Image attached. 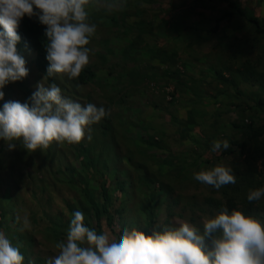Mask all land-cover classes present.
Here are the masks:
<instances>
[{
    "label": "trees",
    "instance_id": "obj_1",
    "mask_svg": "<svg viewBox=\"0 0 264 264\" xmlns=\"http://www.w3.org/2000/svg\"><path fill=\"white\" fill-rule=\"evenodd\" d=\"M105 1L106 6L100 12L94 10V7L91 8L89 15L93 22L95 19L99 21L100 18H105L104 22L106 23L107 17L104 14L109 11L108 7L113 5L121 7L119 1ZM122 1L128 2L127 4L131 2L129 0ZM139 1L141 4L152 7L151 15L142 21L149 18V21L155 26L163 25V30L169 29V22L172 19L176 21L178 33L171 43L166 41L164 46V50L167 52L170 48L175 47L171 53L173 58L165 63L169 65L170 62L173 66L178 63L183 68V71L177 68L173 74L166 71L164 79L168 86L173 85L170 79H176L173 86L174 97H171V102H167L160 95L159 101L154 102L153 107L166 108L178 100L181 101L183 96L187 97L184 100L187 104L184 105L183 112L180 114L183 119L178 120L181 117L171 112L169 130L165 126L159 127L157 124L149 126L142 113L135 115L136 123L132 124L134 130L139 134L137 141L145 143L151 154L148 159L139 156L138 160L133 162L134 153H130L128 168L146 161L144 178L159 177L156 178L161 181L156 192L158 194L150 193V197L145 183H139V187L136 186L141 176H135L133 183L138 194L134 204L137 205L136 210L133 209L134 214L130 215V212H120L117 209L110 212V215L113 216L112 219L106 225L101 226L99 223L101 233L115 216L119 218L122 225L130 222L139 213L146 214L152 219V209L155 208L153 206H157V210L164 206L165 217L179 218L200 229H202V221L205 217L219 214L223 207H227L229 213L234 209L241 210L246 215H251L264 223V197L255 202L247 200L249 190L264 187V0ZM125 3L124 5L127 7ZM136 10L137 14H142L141 10L138 8ZM104 22H102L103 25L108 29L109 26ZM45 28L46 26L34 17L25 16L22 19L21 30L27 37L31 48L36 51L35 66L44 77L48 68L44 47ZM156 41L165 42L161 38H156ZM104 46L107 52H111L112 55L115 53L112 48L115 45L113 43L111 45L109 40L104 41ZM184 58H190L192 72H195L190 82L188 81L189 74L180 62ZM128 59H131V53H125L120 58L123 61ZM136 77H139L138 80L141 79L138 72L131 75V78ZM142 77L145 78V76ZM47 80L52 82L55 79L49 77ZM94 81H96V73L91 68H87L81 72L78 79L67 82L71 86L73 84L74 90H78L77 88L87 87ZM180 86L183 90L175 89ZM105 93L108 94L107 91ZM93 95L92 93L79 92L74 94L73 100L79 103L85 102V104L92 103L98 108L103 106L110 114L98 124L91 126L90 135H93L95 131H101V137L104 140H115L121 127L113 128L112 125L113 119L119 118V113L113 112L118 106V102L111 100L108 103L102 99L105 97L102 95H98V98L96 97L93 101ZM85 137L86 142L90 144L91 140H87V136ZM169 137L176 138L180 143L187 145V149L177 155L182 162L175 165L176 177L174 179L169 176L170 171L173 170L170 169V166L173 165V158L169 160L165 154L163 156L156 155L158 150L161 151V154L167 153ZM216 140H228L230 147L222 149L217 156L213 157L212 145ZM122 143L125 147L130 144L132 146V143L126 140ZM88 148L90 146L86 147L85 144L83 146L80 144L75 148L74 153L80 160L82 169L81 175H79L82 178L80 180L70 178L66 173H64V178L61 175V169L51 162L49 154L39 149L35 151L36 155L29 157L22 152H17L13 156L6 155L9 162L3 164L0 172L8 171L18 165L21 170H19L18 178V173H15V176L19 180L18 182L24 185L28 196L24 201V206L30 222L29 228L21 231V224L17 223V217L11 221L13 227H8V233L12 237L9 241L14 247L19 248L20 252L24 246L15 244L20 242V239L19 237L15 239L13 235L15 236L17 228L20 229V236L22 233L25 235L33 230L38 231L44 228L43 224L48 217L41 215L38 208L44 207V211L48 210V203L51 200L49 194L57 192L61 197L64 193L68 196L82 193L86 200L84 215L88 214L93 217L102 211V205L99 203L100 198H103L104 194L112 195L115 184H112L111 180L106 177L97 176V163L89 155ZM132 149L133 146L126 151L129 152ZM103 153L101 165L105 167L106 163H110V158L106 157L105 150ZM139 161L141 162L139 163ZM151 163L158 166L168 164V166L164 172H161L158 167L153 171L148 169ZM217 165L231 167L236 177V183L225 185L219 190L204 184L207 189L205 196L203 198L189 197L186 200L187 208L179 210L180 187L183 188L184 185L189 186L190 184L197 187L201 184L195 179L189 178L190 174L193 175L201 170H210ZM24 167L29 168L30 172H27ZM24 175L32 177V182H26ZM49 186L54 189L49 191ZM110 187L113 188L112 191ZM39 189L41 195L37 193ZM153 196L156 197L155 201ZM36 197L40 200L35 201ZM116 199L118 201L119 197ZM186 213L188 214L185 215ZM5 215V212H0V216ZM19 216L22 217L23 213H20ZM151 219L148 220L149 224L157 227V221ZM133 222L140 225L144 223L143 220H134ZM177 226L174 224L171 228ZM110 229L112 230V228ZM142 231L148 232L146 229ZM52 243L54 245L53 241ZM48 244L47 239L43 240L41 248H46ZM37 252H31L30 264H34V257L39 260Z\"/></svg>",
    "mask_w": 264,
    "mask_h": 264
},
{
    "label": "clouds",
    "instance_id": "obj_2",
    "mask_svg": "<svg viewBox=\"0 0 264 264\" xmlns=\"http://www.w3.org/2000/svg\"><path fill=\"white\" fill-rule=\"evenodd\" d=\"M93 2L94 0H0V168L9 162L6 155L13 156L22 152L29 157L36 155L35 151L39 149L49 154L52 163L55 157L61 158L64 170L67 168L74 175L82 171L80 163L72 168L67 167L69 160L78 158L73 156L67 144L82 142L86 132L87 139L91 140V126L98 124L110 113L103 106L98 108L92 103L73 100L74 94L80 92L94 94V101L95 89L90 88L92 82L87 87L74 90L73 84L71 86L67 81L78 79L82 71L91 68L96 73L94 85L98 82L111 83L109 79L98 80L100 69L94 63H89V56L92 54L99 58L102 65L107 63L109 57L100 56L99 49L106 51L104 41L109 40L110 35H120V28L116 25L108 29L103 25L105 18H100L103 21L95 19L96 23L93 22L89 15L91 8L97 6ZM101 3L98 7L104 8L106 1ZM124 3L119 0L121 6H125ZM127 3V7L133 5V2ZM134 5L133 11L128 12L135 13L138 8L142 14L137 15L147 18L144 16L145 7L142 6H151L141 2H134ZM117 6L119 7L113 5L108 9L112 10ZM25 16L34 17L46 26L44 47L48 68L45 77L36 69V51L31 48L21 30ZM97 26L100 28V36L95 35ZM109 42L115 45L112 46L115 53H120L112 55L108 52L109 56L120 60L123 54L131 53L130 44L121 40ZM120 63L132 64L131 59L120 60ZM179 66L174 65L173 73ZM129 68L134 69L133 65ZM125 70L126 80L123 77L117 79L124 87L126 84L123 82L137 73L121 66L118 74ZM113 71L114 69L112 73ZM107 75L109 74L106 72V78ZM140 75L142 79V73ZM49 77H54L55 80L48 81ZM164 77L165 74L162 75ZM134 79L138 80L139 77ZM151 84L154 86L153 90L160 91L158 94L171 102V97H174L173 88L158 83L162 86L159 90L154 83ZM104 90L112 93V89L106 86ZM147 92H143L142 96ZM229 147L228 140H216L212 151L220 152ZM66 151L71 159L67 158ZM176 157L174 154V158ZM172 167L173 165L170 169ZM3 173L13 174V167L0 172V175ZM194 179L216 190L236 183L232 168L225 165L194 173ZM7 185L0 187V212L5 213L3 188ZM25 194L27 195L26 192ZM49 195L51 200L48 209L57 206L61 197L67 196L64 193L59 197L57 192ZM262 197L264 187L249 190L247 194L249 202L260 201ZM100 200L102 211L97 216L90 217L79 210L75 211L70 219L66 238L54 245L49 241L53 257L46 264H264V223L241 210L234 209L229 213L228 208L223 207L219 214L203 219L202 229L185 221L174 228L154 227L147 233L136 228H126L115 216L101 233L99 228L106 225L113 216L105 209V200ZM111 205L114 203L111 202ZM56 210L55 208L54 212ZM160 211L157 210V213L161 214ZM25 212L26 208L20 213ZM131 213L134 211L130 215ZM165 216L163 211V218ZM14 217L6 219L7 231L9 222ZM17 223L21 224V231L28 229L30 225L26 214L24 217L17 216ZM11 224L10 227H13V222ZM11 238L8 232L5 236L0 231V264H23L24 257L19 248L11 244Z\"/></svg>",
    "mask_w": 264,
    "mask_h": 264
},
{
    "label": "rangeland",
    "instance_id": "obj_3",
    "mask_svg": "<svg viewBox=\"0 0 264 264\" xmlns=\"http://www.w3.org/2000/svg\"><path fill=\"white\" fill-rule=\"evenodd\" d=\"M99 1V2H98ZM94 0L93 3H95V10L97 12H100L103 8H99L98 6L102 4L103 0ZM119 1V0H116ZM133 2V5H130L129 7L121 6V7H115L112 10L107 11L104 15L107 17V22L104 24H107L109 27L117 26L120 28V35H110L109 40L116 41L121 40L122 42L128 43L131 45V63H120L119 58L115 56H109L110 54L103 50L99 49V55L102 57H109L108 62L103 64L99 60V58H96L94 55L90 54L89 56V63H94L96 65V68L100 69L98 73V80L109 79L111 83L108 82H98L96 85H94V82H92V86H90L91 89H95V97L98 98V95L105 96L102 99L107 101L108 103L111 102V100H115L118 102V106H116V109L113 110V112L119 113V118H114L112 125L113 128L116 126H121L120 130L116 134L115 140H104L101 137V131H95L93 135H91V143L86 142V137L82 140V142L78 144H67L68 147L71 148L73 156L75 155V148H77L80 144L82 146L85 144L87 147L90 146L89 149V155L93 158V160L97 163V171L96 174L98 177H106L107 179L111 180L112 184H115V189L113 191L112 195L104 194L103 200H105V209L107 211L112 212L114 210H119L120 212L126 211L131 212L133 209L136 210L137 205H134L137 201V194L135 191L133 180L135 179V176L140 175L139 177L140 181L136 183V186L139 187V183H145L147 192L150 196V193H156L157 189L160 184V180L156 179L157 177H151L149 179L144 178V172H145V165L146 161L142 164L137 165H131L129 168V155L130 153H134L133 162H136L138 160L139 156H142L146 159H148L149 154H151V151L147 149L145 143L138 142V133L134 130L133 124L136 123V117L135 115L143 114L146 119V124L151 126L152 124H157L159 127H166L167 130H169L168 124H170V117L169 115L172 113L178 114L181 117V113L183 112L184 105L187 104L185 99H187L186 96H183V99L180 101H176L175 103H172L171 105L167 106L166 108H155L153 107L154 102L159 101L160 91H157L156 89L153 90L154 83L156 86L155 88L161 90L162 86H160L158 83H164L166 86H168L165 83V79L162 78V75L166 74V71L171 74H173L174 66L169 62V65L165 62L169 59H172L171 53L174 51L175 47H172L169 49V51L164 50V46L166 45V41L168 43H171L174 39V37L177 35V23L175 20H171L169 22V29L163 30L164 26H155L154 24L149 21V18L142 21L143 18L141 16L137 15L136 13H130L128 10L133 11L134 9V2H139V0H129ZM123 4V3H122ZM145 7V17H148L152 13V8L148 6H142ZM103 21V20H101ZM151 23V24H150ZM157 24V23H155ZM125 26H128L126 29ZM124 31V32H123ZM95 35L100 36V28L97 26V31ZM156 38L164 39L165 42L159 43L157 41H154ZM133 40V42H132ZM118 42V41H117ZM116 42V43H117ZM120 53H115L114 55H119ZM179 55V54H178ZM192 59V58H191ZM180 62L183 64L184 69L189 74L188 81H191V77H193V74L195 72H192L191 68V60L190 58H184L183 60H180ZM88 63V64H89ZM119 63L117 67H115V64ZM178 65V63H176ZM133 65L134 69H131ZM126 67L130 70H135L139 74L142 73V76H145V78H142L140 80L131 78L129 81L124 82L127 87L121 86L120 81L117 80L123 77L124 80H126V70L122 71L120 74V68ZM179 66V65H178ZM165 67L167 69H165ZM112 69H114L112 73ZM177 69V67H176ZM179 70H183L181 66L178 68ZM108 73L107 78L105 77V73ZM110 72L112 74H110ZM170 74V75H171ZM116 79H114V77ZM172 76V75H171ZM151 81V82H150ZM170 82L173 85H170L169 87L174 89V85L176 82L175 78L170 79ZM107 87L108 89H112V93L108 92V94L105 93L104 87ZM35 88H37L35 86ZM178 91L183 90V88L180 86L179 88H175ZM148 91L145 93L144 96H142V93ZM204 99V98H203ZM166 110H169L166 112ZM135 119V120H134ZM183 119L178 118V120ZM134 120V121H133ZM121 123V125H119ZM133 123V124H132ZM88 133H86V136ZM141 136V135H140ZM192 138V137H190ZM89 140V139H87ZM129 141L132 143L133 149L129 152L126 150L128 148H132L131 144L127 147L123 145V141ZM168 149L167 153L161 154V151H156V155L163 156L165 154L166 158H169V160H172L174 158V154L177 156L179 152L184 151L187 149V145L184 143H180L179 140H176V138L169 137L168 139ZM104 150L107 152L106 157L110 158V163L105 164L102 166V155L104 154ZM170 150V151H168ZM39 155V153H37ZM218 152H214L213 157L217 156ZM66 156L68 159H71L70 154L66 151ZM77 162H76V160ZM71 159L68 162L67 167L69 166L72 168L74 165H78L80 163L78 158ZM141 161H139L140 163ZM181 159L177 156L173 159V167L169 173V176L174 179L176 177L175 170L174 169L179 163H181ZM157 163V162H156ZM53 164L55 166H58L61 169V175L64 177V173L66 172V175L70 178L80 180L82 179L81 173H78L74 175L71 171H67L63 169L62 165V159L59 157L54 158ZM168 164H160L159 166L155 163H151L149 165V170L155 171L157 167L161 172H164L166 170V167ZM25 168V167H24ZM19 168L18 165L13 166V174L9 173L6 175L5 173L0 175V187L3 185H7L3 188L4 190V198L6 199V215L0 216V231H3L4 234H7V228H6V219L9 217H17L19 216V213L25 209L24 201L27 199V195L25 194V187L21 182H18L19 180L16 179L15 173H18L17 178L19 176ZM27 172L29 171V168H25ZM175 171V172H174ZM192 173V172H191ZM160 176V174H158ZM168 176V177H169ZM65 178V177H64ZM159 178V177H158ZM194 179V174L190 177ZM24 180L26 182H32V177H29L27 175H24ZM185 182V181H183ZM15 185H12V184ZM54 188L48 187V190L51 191ZM111 191L113 190L112 187H110ZM206 187L204 184H199L197 187L194 185H189L184 187H180V199L181 203L178 205V209L181 208H187L186 207V200L189 197L192 198H203L206 194ZM40 195L41 190L39 189L38 192ZM111 193V192H110ZM158 193H156L157 195ZM82 193L74 194L71 196H63L60 199V202L57 206H53L49 208L48 210L44 211V207H39L38 210L41 215H45V217H49L48 221H45L43 224L44 226L48 225L45 228H42L40 230H33L31 233H22L20 236V229H16L15 236L13 237L16 239L19 237L20 242H16L15 244H21L22 247L24 246V249L21 251V254L24 257L23 264H30L31 259V252H39V260H37L34 257V264H39L42 262V264H46L47 260L51 257H53V250L51 247V244L49 243L46 248H41V242L45 239L48 241H53L54 244L56 242H59L60 240H63L66 238L67 229L70 224V219L72 217V214L79 210L83 212L86 209V200L83 198ZM27 196V197H26ZM121 196V197H120ZM119 197V200L117 201L116 198ZM151 197V196H150ZM153 200H156V197H152ZM151 198V199H152ZM40 200V198L36 197L35 201ZM43 201V200H42ZM111 202H114L115 205H111ZM119 202V205H118ZM152 209V219L151 217H148L146 214L141 215L140 213L138 216H135V218H132L130 222L124 223V226L126 228L132 229L136 228L137 230H144L146 229L148 232L154 228L155 226H152L149 224L148 220H156L157 221V227L160 228H171L174 224L178 225L180 222H184L183 220L176 218L174 219L165 217L163 218V211L164 206L160 209L161 214L157 213V206ZM57 209L54 212V209ZM1 209V207H0ZM54 212V213H53ZM26 214V212H25ZM23 213V216H25ZM134 213H131L133 215ZM186 213L185 215H187ZM162 215V216H161ZM174 219V220H173ZM134 220H143L144 223L142 225L138 224L137 222H133ZM174 223V224H173ZM11 222H9V226H11ZM116 226V229H118V226ZM38 232V233H37ZM37 233V234H36ZM12 244V243H11ZM56 254V250L54 252Z\"/></svg>",
    "mask_w": 264,
    "mask_h": 264
}]
</instances>
